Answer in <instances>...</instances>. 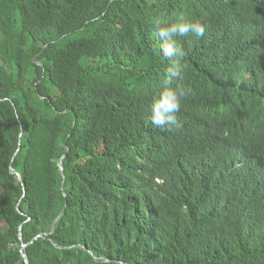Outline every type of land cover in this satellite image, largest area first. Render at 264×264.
Masks as SVG:
<instances>
[{"label":"trees","instance_id":"16d2710c","mask_svg":"<svg viewBox=\"0 0 264 264\" xmlns=\"http://www.w3.org/2000/svg\"><path fill=\"white\" fill-rule=\"evenodd\" d=\"M181 20L205 31L175 37L173 77L159 32ZM23 253L264 264V0H0V264Z\"/></svg>","mask_w":264,"mask_h":264},{"label":"clouds","instance_id":"9594fccd","mask_svg":"<svg viewBox=\"0 0 264 264\" xmlns=\"http://www.w3.org/2000/svg\"><path fill=\"white\" fill-rule=\"evenodd\" d=\"M204 31V27L198 22L186 23L183 22V20L172 24L171 26L160 28L159 35L165 41V43L162 45V53L166 57L173 58L172 64L170 66L171 76L175 77L180 71L181 65L179 62V57L183 55V51L177 45L175 37L178 34L184 35L189 32L196 36L202 37L204 35ZM184 95L185 90L183 88L178 87L176 89H165L160 94V96L153 101L150 116L152 125L156 128H164L166 125L168 127L177 125L178 121L175 114L180 110V99ZM223 127L230 126L228 123H224L217 130H221ZM214 132L215 131L209 130H195L188 132L182 140L181 145L184 150H187L188 148L192 147L193 144L201 143L206 136ZM246 134H249V131H246Z\"/></svg>","mask_w":264,"mask_h":264},{"label":"water","instance_id":"95a60500","mask_svg":"<svg viewBox=\"0 0 264 264\" xmlns=\"http://www.w3.org/2000/svg\"><path fill=\"white\" fill-rule=\"evenodd\" d=\"M59 167H60L61 171L63 172V170H64V166H63L62 161H60V163H59ZM16 175H17V177L21 180L20 175H19L18 173H17ZM26 247H27V245H24V246H23V249H25ZM22 252H23V251H22ZM23 258H24V260H25V263H26V264H29V259H28L27 255H26L25 253H23Z\"/></svg>","mask_w":264,"mask_h":264}]
</instances>
